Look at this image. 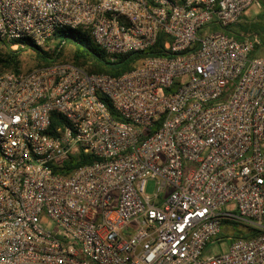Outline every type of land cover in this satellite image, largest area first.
I'll use <instances>...</instances> for the list:
<instances>
[{"label": "built area", "instance_id": "obj_1", "mask_svg": "<svg viewBox=\"0 0 264 264\" xmlns=\"http://www.w3.org/2000/svg\"><path fill=\"white\" fill-rule=\"evenodd\" d=\"M258 2L0 0L2 42L67 28L110 61L165 53L119 77L0 74V264H264V55L228 31Z\"/></svg>", "mask_w": 264, "mask_h": 264}, {"label": "trees", "instance_id": "obj_2", "mask_svg": "<svg viewBox=\"0 0 264 264\" xmlns=\"http://www.w3.org/2000/svg\"><path fill=\"white\" fill-rule=\"evenodd\" d=\"M259 4L263 9L261 17L264 19V0H259ZM246 30L245 27L237 28V30L228 29L238 39L247 34ZM162 42L163 38L159 37L156 44L146 51L121 55L116 57L114 61H110L107 55L93 44L86 32L79 29L64 28L53 34L47 42V48L36 47L29 40L0 41V74L4 72L20 73L22 71L20 68L21 54L26 50H31L36 61L33 69L68 61L89 74L119 77L133 70L146 59L164 56ZM14 45H16V48L12 49ZM66 49H69L68 56L65 55ZM109 110L111 109L109 108ZM52 125L53 127L63 126L65 121L61 116L53 114ZM93 160L94 158L90 155L70 158L62 165L60 172L62 175L67 176L76 168L90 164ZM237 233L235 237H247L246 234H242L240 231H237Z\"/></svg>", "mask_w": 264, "mask_h": 264}, {"label": "rangeland", "instance_id": "obj_3", "mask_svg": "<svg viewBox=\"0 0 264 264\" xmlns=\"http://www.w3.org/2000/svg\"><path fill=\"white\" fill-rule=\"evenodd\" d=\"M251 11V10H250ZM252 13L246 19L240 20L235 26H232V29L237 30L240 27L247 28L246 32L249 35H257L261 41V46L257 47L254 51L251 52V57H261L264 55V19L262 15V7L260 5L255 6L252 9ZM245 17V16H244ZM247 26V27H246ZM69 49L65 50V55L68 56ZM20 68L22 71H28L35 68L36 61L34 54L31 50H26L21 54L20 57ZM155 191V182L147 181L145 186V194L152 195ZM231 229L224 224L219 235V242L215 241L213 244L209 245L205 249V255H215L221 254L226 251L231 243Z\"/></svg>", "mask_w": 264, "mask_h": 264}, {"label": "crops", "instance_id": "obj_4", "mask_svg": "<svg viewBox=\"0 0 264 264\" xmlns=\"http://www.w3.org/2000/svg\"><path fill=\"white\" fill-rule=\"evenodd\" d=\"M258 5H260L259 2H258V4L252 6L251 9H250L251 11L249 10L248 13L245 15V17H243V19L248 18V16L253 12L252 9H253L255 6H258Z\"/></svg>", "mask_w": 264, "mask_h": 264}]
</instances>
